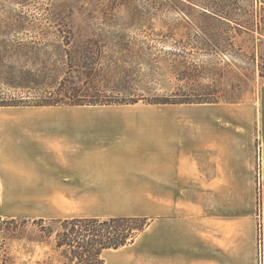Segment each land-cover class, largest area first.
I'll use <instances>...</instances> for the list:
<instances>
[{
    "label": "crops",
    "instance_id": "0c3cea01",
    "mask_svg": "<svg viewBox=\"0 0 264 264\" xmlns=\"http://www.w3.org/2000/svg\"><path fill=\"white\" fill-rule=\"evenodd\" d=\"M254 101L0 115L1 222L147 217L106 264H264V87ZM261 157V161L260 158Z\"/></svg>",
    "mask_w": 264,
    "mask_h": 264
},
{
    "label": "rangeland",
    "instance_id": "374dc122",
    "mask_svg": "<svg viewBox=\"0 0 264 264\" xmlns=\"http://www.w3.org/2000/svg\"><path fill=\"white\" fill-rule=\"evenodd\" d=\"M209 10L250 30L217 26ZM262 62L264 0H0V98L8 101H99L83 106L110 111L183 98L258 106ZM39 229L30 221L2 231L0 264L61 258L53 241H35Z\"/></svg>",
    "mask_w": 264,
    "mask_h": 264
},
{
    "label": "trees",
    "instance_id": "16d2710c",
    "mask_svg": "<svg viewBox=\"0 0 264 264\" xmlns=\"http://www.w3.org/2000/svg\"><path fill=\"white\" fill-rule=\"evenodd\" d=\"M211 11V10H209ZM213 23L234 28L241 35L246 30H250L246 24L237 22L232 18L221 14L220 12L211 11ZM248 23V22H246ZM251 23V22H250ZM234 24V26H233ZM253 24V23H252ZM256 27H259L256 24ZM257 59V58H255ZM264 62L258 67L261 71V77L264 78ZM238 103L241 100H219V99H190L183 98L178 101H162L159 104H201V103ZM99 101L82 102L71 101L65 102L60 100H44L41 102L30 103L25 100L8 101L0 98V108L7 106H60V105H104ZM0 201H1V180H0ZM30 221L40 227L39 234L35 241L40 244H48L53 241V248L59 253L61 258H52L49 262H36V264H106L103 253L105 250L120 249L136 241V239L148 228L150 220L147 217H113V218H74L65 220H48L44 219H25L11 218L4 219L1 222V230L5 232L11 225ZM10 264H15L13 260Z\"/></svg>",
    "mask_w": 264,
    "mask_h": 264
},
{
    "label": "built area",
    "instance_id": "2783aa9c",
    "mask_svg": "<svg viewBox=\"0 0 264 264\" xmlns=\"http://www.w3.org/2000/svg\"><path fill=\"white\" fill-rule=\"evenodd\" d=\"M259 158L261 161V157ZM258 241H259L260 258H261L260 264H262L263 228H262V220H261V211L259 212Z\"/></svg>",
    "mask_w": 264,
    "mask_h": 264
}]
</instances>
